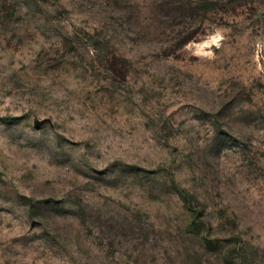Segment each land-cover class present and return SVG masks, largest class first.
Returning a JSON list of instances; mask_svg holds the SVG:
<instances>
[{"label": "rangeland", "instance_id": "374dc122", "mask_svg": "<svg viewBox=\"0 0 264 264\" xmlns=\"http://www.w3.org/2000/svg\"><path fill=\"white\" fill-rule=\"evenodd\" d=\"M0 264H264V0H0Z\"/></svg>", "mask_w": 264, "mask_h": 264}, {"label": "water", "instance_id": "95a60500", "mask_svg": "<svg viewBox=\"0 0 264 264\" xmlns=\"http://www.w3.org/2000/svg\"><path fill=\"white\" fill-rule=\"evenodd\" d=\"M43 122H44V120H36L35 121V123L38 124V125L41 124V123H43Z\"/></svg>", "mask_w": 264, "mask_h": 264}]
</instances>
